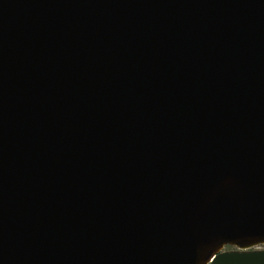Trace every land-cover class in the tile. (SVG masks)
Segmentation results:
<instances>
[{"label":"water","instance_id":"95a60500","mask_svg":"<svg viewBox=\"0 0 264 264\" xmlns=\"http://www.w3.org/2000/svg\"><path fill=\"white\" fill-rule=\"evenodd\" d=\"M263 244L264 0H0V264Z\"/></svg>","mask_w":264,"mask_h":264},{"label":"flooded vegetation","instance_id":"af4514ba","mask_svg":"<svg viewBox=\"0 0 264 264\" xmlns=\"http://www.w3.org/2000/svg\"><path fill=\"white\" fill-rule=\"evenodd\" d=\"M226 251H235V250H240L238 246H225Z\"/></svg>","mask_w":264,"mask_h":264},{"label":"built area","instance_id":"2783aa9c","mask_svg":"<svg viewBox=\"0 0 264 264\" xmlns=\"http://www.w3.org/2000/svg\"><path fill=\"white\" fill-rule=\"evenodd\" d=\"M254 249L255 250H264V244L263 245H258Z\"/></svg>","mask_w":264,"mask_h":264},{"label":"trees","instance_id":"16d2710c","mask_svg":"<svg viewBox=\"0 0 264 264\" xmlns=\"http://www.w3.org/2000/svg\"><path fill=\"white\" fill-rule=\"evenodd\" d=\"M226 246H231V245L228 244V245H226Z\"/></svg>","mask_w":264,"mask_h":264}]
</instances>
